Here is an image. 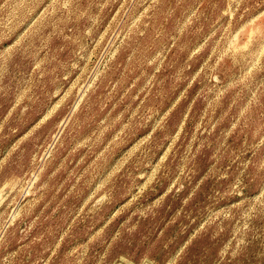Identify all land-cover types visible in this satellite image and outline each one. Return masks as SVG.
Masks as SVG:
<instances>
[{
    "label": "rangeland",
    "instance_id": "obj_1",
    "mask_svg": "<svg viewBox=\"0 0 264 264\" xmlns=\"http://www.w3.org/2000/svg\"><path fill=\"white\" fill-rule=\"evenodd\" d=\"M0 264H264V0H0Z\"/></svg>",
    "mask_w": 264,
    "mask_h": 264
}]
</instances>
